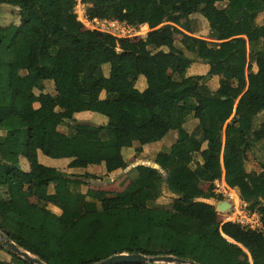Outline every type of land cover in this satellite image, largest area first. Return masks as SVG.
I'll return each instance as SVG.
<instances>
[{
  "label": "trees",
  "instance_id": "trees-1",
  "mask_svg": "<svg viewBox=\"0 0 264 264\" xmlns=\"http://www.w3.org/2000/svg\"><path fill=\"white\" fill-rule=\"evenodd\" d=\"M82 2L90 20L151 31L137 40L91 31L78 20L77 0H0V232L46 264L121 254L264 264V25L257 23L264 0ZM201 19L207 40L194 36ZM177 29L192 35L187 45H176ZM197 62L209 66L207 75L188 74ZM85 112L102 123H79ZM64 121L76 122L68 133L59 129ZM173 131L169 151L154 154L158 168L130 167L124 149L139 159ZM39 153L69 160L68 169L98 171L68 174L42 164ZM257 155L259 172H248ZM118 171L134 173L122 192L79 189ZM223 174L258 211L261 231L223 224L216 204L204 202L226 201L214 185ZM165 187L176 196L171 208L157 204ZM0 252L9 255L0 264H31L1 242Z\"/></svg>",
  "mask_w": 264,
  "mask_h": 264
},
{
  "label": "rangeland",
  "instance_id": "rangeland-1",
  "mask_svg": "<svg viewBox=\"0 0 264 264\" xmlns=\"http://www.w3.org/2000/svg\"><path fill=\"white\" fill-rule=\"evenodd\" d=\"M76 11L78 13V17L79 18L81 17V19H84V17L87 14V8L84 5V3L82 2V0H78V5L76 7ZM15 19L17 20V18H15ZM194 21L197 22L196 25L193 24V29L197 30L196 36L207 40V24L205 22L206 20L201 19V21H203V23L199 20H194ZM96 27L99 28V33L103 35V32L106 30V28H104L103 26H96ZM150 30H149V28L144 29V32L142 35H147L150 32ZM191 36L192 35H189V34L185 33L184 31L177 29L175 31L176 45L178 47H181L185 44L187 45L189 43V37H191ZM197 63H199V65L195 66L194 68H191L190 71L188 72V74L190 73L189 75L192 74V75L197 76V75H200V74H203L206 72L205 67L203 66V63H201V62H197ZM214 85L215 86L217 85V80H215L214 78L210 79L208 81V86L210 88H214L215 87ZM49 90L53 91L52 87L49 88ZM94 118H95V116H92V114H89V115L87 114V116H85V118L83 120H81L83 122L79 121V123H86V122L88 123L91 120L93 121ZM3 119L7 125L11 126L15 123V120L10 116L9 111L4 112ZM48 123H49V125H57V121L54 119H49ZM73 124H76V122L71 123V122L64 121L63 124L61 123L59 125V129L61 131H65L66 133H68L69 127ZM197 124H198V122L196 121V125ZM196 125H195V121H192V122H189L188 125H186V126H187L188 131L192 132L195 129ZM176 136H177V133L173 131V132L169 133V135L165 139H163L161 142L152 144L151 147H156L157 150H155L154 148L147 149V151H146L147 154L145 156H141L139 159L134 158L132 161L129 162L131 164L130 167L137 164V163H141V162L151 163V165L155 166L156 164L154 161H155L156 157L153 154L155 152H159V151L168 152L170 147L174 144V142H175L174 140L176 139ZM203 149H205V148L203 147ZM129 150H131V149L128 148V149L123 150L124 158H126L127 160H128L127 152ZM41 157L43 160L42 162L45 165H47L46 161H50L52 163H57L53 166L57 169H60L58 166L63 163V162H59L60 160H55V159L46 157L44 155H42ZM49 166L51 167V165H49ZM61 168H63V170L66 171L68 174L74 173L72 170L68 169L67 166H65V165H62ZM133 176H134V173H130L129 171H126V172L120 171V172H116V173L104 176V178H102L100 180V182H98L97 184L90 182V185L81 186L79 189L84 193H86L89 189H94V190L104 191V192L112 195V194H116L118 192H122L123 190H125L129 186L130 180L133 178ZM214 185H215V188H216V185H218L221 190L227 189L226 185H224V183L221 181H218ZM208 186L209 185L205 184V185H202V188L204 190H207ZM52 190H53V187H51V191ZM27 191L32 195V197L30 198L31 202L36 203L37 202V198L35 196L36 188L28 186ZM239 193L240 192H238L237 194H239ZM175 198H176V196L171 194V192L165 187L163 196L160 198V200L158 201L157 204L160 207L171 208V206L173 204V200ZM224 199L227 200V198H224ZM204 202H206V201H204ZM221 202H226V201H221ZM221 202L211 201V202H206V203L211 204V205L216 204L217 210L219 212V218L222 221L225 218L230 217L231 207H230V209H227V210H221V209H219ZM59 213H61V212H59ZM225 223H230V222L226 221ZM7 256L9 257V255L6 252H0V260L7 258ZM51 264H59V262L58 261H52Z\"/></svg>",
  "mask_w": 264,
  "mask_h": 264
},
{
  "label": "built area",
  "instance_id": "built-area-1",
  "mask_svg": "<svg viewBox=\"0 0 264 264\" xmlns=\"http://www.w3.org/2000/svg\"><path fill=\"white\" fill-rule=\"evenodd\" d=\"M78 20L91 31L99 32V28H97L96 26H103L104 28H106L103 34L123 40L145 39L147 35L142 34L144 32V29L149 28L148 25L131 26L127 23L109 19L90 20L87 15L84 17V19L78 17ZM218 181H215L214 184H216ZM223 183L224 185H226L227 189L221 190L220 187L216 185L215 192L224 196V198H227L226 202L230 204L231 210L230 217L225 218L224 220H222V222L225 223L226 221H228L230 223L239 224L243 228L248 230L261 231L262 223L258 211H250L248 204L243 201L241 194H237L239 191L236 189H231L225 181Z\"/></svg>",
  "mask_w": 264,
  "mask_h": 264
},
{
  "label": "crops",
  "instance_id": "crops-1",
  "mask_svg": "<svg viewBox=\"0 0 264 264\" xmlns=\"http://www.w3.org/2000/svg\"><path fill=\"white\" fill-rule=\"evenodd\" d=\"M202 23H203V21H201ZM206 22V21H205ZM257 23H258V25H260V26H262V25H264V13H262V14H260L259 15V17H258V19H257ZM206 24H207V22H206ZM186 33V32H185ZM187 34H189V33H187ZM189 35H191V34H189ZM195 37H198V36H196V35H194ZM200 38V37H199ZM207 39H209V29H208V25H207ZM197 65H199V63H195V64H193L192 66H191V68H194L195 66H197ZM203 66L205 67V73H203V74H200L201 76H205V75H207V73L209 72V66L208 65H205V64H203ZM190 68V69H191ZM254 70L255 71H257V68L256 67H254ZM190 71V70H189ZM190 74V73H189ZM192 75V74H191ZM215 80H217V85L214 87V88H210L211 90H213V91H216L218 88H219V81H220V78L219 77H213ZM212 78V79H213ZM212 83V82H211ZM137 88L140 90V91H144L146 88H147V85H146V80H145V78L144 77H141L140 79H139V81H138V83H137ZM103 97H104V95H103ZM87 114L89 115V114H92V116H95V118H94V120L92 121H90V122H86L85 124H93V125H100L102 122H101V120H100V118L98 117V116H96L95 114H93V113H90V112H85V113H81V114H78L77 116H76V119H77V121L79 122H83V121H81V120H83L84 118H85V116H87ZM192 121H195V125H196V121L197 120H190L189 122H192ZM188 122V123H189ZM198 122V121H197ZM188 123L186 124V125H188ZM197 126V125H196ZM187 127V126H186ZM177 140V136H176V139L174 140V141H176ZM175 143V142H174ZM150 148H154L155 150H157V148L156 147H151V145H149V146H145L144 147V153H143V155L145 156L147 153H146V151H147V149H150ZM204 148H206V145L204 146ZM159 152H161V151H159ZM155 153H157V152H155ZM154 153V154H155ZM153 154V155H154ZM43 154L42 153H39V160H40V162L43 164V160H42V156ZM124 155V154H123ZM258 156V155H257ZM127 158H128V160L125 158V160L127 161V162H130V161H132L134 158H135V151H134V149H131V150H129L128 152H127ZM59 162H63L62 164H60L58 167L60 168V169H58V170H60V171H62V172H65V173H67L66 171H64L63 170V168H61V166L62 165H65V166H67V168H68V164H69V160H60ZM46 163H47V165H45V166H49V165H51V167H53L55 164H57V163H52V162H50V161H46ZM50 167V166H49ZM55 168V167H54ZM57 169V168H56ZM70 170H72L74 173H71V174H76V175H82V174H85V173H91V174H93V173H97V169L95 168V167H90V168H88V169H70ZM247 171L248 172H252V171H257V172H259V156L258 157H255V159H254V161L253 162H249V163H247ZM118 172H120V171H118ZM103 173V172H102ZM70 174V173H69ZM223 180V181H222ZM225 181V179H224V174L222 175V178H221V182H224ZM198 184V186L199 187H201L202 188V185H205L206 183H202V182H199V183H197ZM206 185H208V184H206ZM206 202H211V201H213V200H205ZM51 208V210L53 211V212H55L56 214H58V215H60L61 213H59V212H61L58 208H56V207H54V206H51L50 207Z\"/></svg>",
  "mask_w": 264,
  "mask_h": 264
},
{
  "label": "water",
  "instance_id": "water-1",
  "mask_svg": "<svg viewBox=\"0 0 264 264\" xmlns=\"http://www.w3.org/2000/svg\"><path fill=\"white\" fill-rule=\"evenodd\" d=\"M148 165L150 166V163H137L134 166L138 165ZM155 168H158L155 166ZM221 205L219 206V209L221 210H227L230 209V204L227 202H221ZM231 241V240H230ZM0 242L3 244V246L8 249L10 252L15 254L16 256L24 259L25 261L31 263V264H46L45 262L41 261L36 256L32 255L28 251H25L24 249L20 248L17 244L9 240L4 234L0 232ZM233 242V241H231ZM126 263H139V264H197L195 262H190L186 260H181L178 258H175L173 256H156V257H149L145 255H139V254H121V255H115L113 257H110L109 259L102 261L97 264H126Z\"/></svg>",
  "mask_w": 264,
  "mask_h": 264
}]
</instances>
